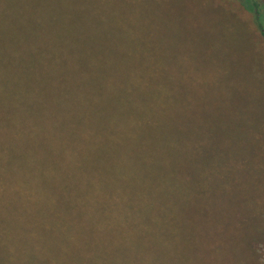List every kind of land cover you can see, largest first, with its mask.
Returning a JSON list of instances; mask_svg holds the SVG:
<instances>
[{"label":"trees","instance_id":"trees-1","mask_svg":"<svg viewBox=\"0 0 264 264\" xmlns=\"http://www.w3.org/2000/svg\"><path fill=\"white\" fill-rule=\"evenodd\" d=\"M204 1L0 0V264H254L264 119L207 141Z\"/></svg>","mask_w":264,"mask_h":264},{"label":"rangeland","instance_id":"rangeland-1","mask_svg":"<svg viewBox=\"0 0 264 264\" xmlns=\"http://www.w3.org/2000/svg\"><path fill=\"white\" fill-rule=\"evenodd\" d=\"M207 141L222 143L231 117L264 118V38L237 0H207ZM261 23L264 27V10ZM221 142V143H220ZM262 217L264 219V209ZM264 264V233L252 243Z\"/></svg>","mask_w":264,"mask_h":264}]
</instances>
